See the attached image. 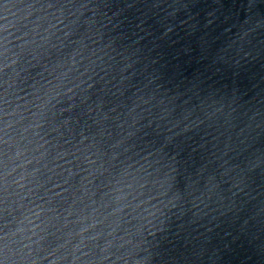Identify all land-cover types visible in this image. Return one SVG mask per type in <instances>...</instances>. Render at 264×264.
<instances>
[{"label": "water", "instance_id": "1", "mask_svg": "<svg viewBox=\"0 0 264 264\" xmlns=\"http://www.w3.org/2000/svg\"><path fill=\"white\" fill-rule=\"evenodd\" d=\"M0 264H264V0H0Z\"/></svg>", "mask_w": 264, "mask_h": 264}]
</instances>
